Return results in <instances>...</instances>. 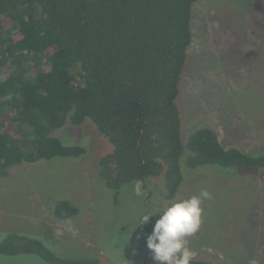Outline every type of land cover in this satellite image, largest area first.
<instances>
[{
  "label": "trees",
  "instance_id": "obj_1",
  "mask_svg": "<svg viewBox=\"0 0 264 264\" xmlns=\"http://www.w3.org/2000/svg\"><path fill=\"white\" fill-rule=\"evenodd\" d=\"M196 2L0 0V179L22 164L85 155L53 136L85 122L112 147L99 162L110 189L162 177L174 198L184 168H264V154L225 148L209 127L182 139L178 100ZM78 214L67 199L54 206L58 219ZM23 253L49 264H99L60 258L25 234L0 242V254Z\"/></svg>",
  "mask_w": 264,
  "mask_h": 264
},
{
  "label": "rangeland",
  "instance_id": "obj_2",
  "mask_svg": "<svg viewBox=\"0 0 264 264\" xmlns=\"http://www.w3.org/2000/svg\"><path fill=\"white\" fill-rule=\"evenodd\" d=\"M178 100L182 139L213 129L225 148L264 154V0H197ZM53 136L84 147L80 158L22 164L0 179V242L10 233L29 236L60 258L97 259L99 264H154L141 225L169 201L207 190L203 223L188 238L193 260L213 264H264V168H184L174 198L162 177L110 189L99 162L112 151L90 122L67 123ZM141 194H136V185ZM143 189L148 194L143 192ZM67 199L79 209L68 220L54 215ZM138 237H140L138 239ZM0 264H49L33 254L3 255Z\"/></svg>",
  "mask_w": 264,
  "mask_h": 264
},
{
  "label": "clouds",
  "instance_id": "obj_3",
  "mask_svg": "<svg viewBox=\"0 0 264 264\" xmlns=\"http://www.w3.org/2000/svg\"><path fill=\"white\" fill-rule=\"evenodd\" d=\"M135 191L141 194L139 184ZM211 198L209 191L201 190L198 195L169 201L158 213L142 217L141 225L149 224L155 217L151 231L143 235L154 264H191L196 253L189 248L188 238L200 230L204 200Z\"/></svg>",
  "mask_w": 264,
  "mask_h": 264
},
{
  "label": "flooded vegetation",
  "instance_id": "obj_4",
  "mask_svg": "<svg viewBox=\"0 0 264 264\" xmlns=\"http://www.w3.org/2000/svg\"><path fill=\"white\" fill-rule=\"evenodd\" d=\"M142 186H145V183H144V182H142ZM143 192H145L146 194L149 193V191H147V192H148V193H147L144 189H143Z\"/></svg>",
  "mask_w": 264,
  "mask_h": 264
}]
</instances>
